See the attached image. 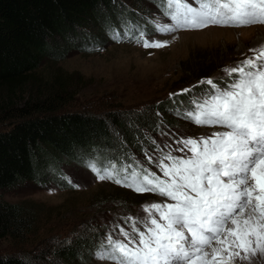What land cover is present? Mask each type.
Returning a JSON list of instances; mask_svg holds the SVG:
<instances>
[{
    "label": "snow or ice",
    "instance_id": "obj_1",
    "mask_svg": "<svg viewBox=\"0 0 264 264\" xmlns=\"http://www.w3.org/2000/svg\"><path fill=\"white\" fill-rule=\"evenodd\" d=\"M195 2L196 7L188 0H158L157 8L169 22L152 13L149 23L161 34L264 25V0ZM121 28L109 25L113 39H131L144 48L169 43L148 39L146 30L131 22H122ZM251 51L253 56L223 69V86L212 78L199 81L209 87L194 93L188 106L172 97L194 92L196 85L169 94L174 115L220 130L177 140L175 150L182 156L173 155L168 145L163 151L152 140L162 176L139 161L102 168L85 159L84 166L99 181L164 198L142 205L143 217L124 218L129 231L113 225L93 252L95 257L113 264H235L247 259L239 250H247L253 240L258 247L264 244V48ZM144 154L152 163L153 156L146 149ZM64 179L72 185L70 178Z\"/></svg>",
    "mask_w": 264,
    "mask_h": 264
},
{
    "label": "rangeland",
    "instance_id": "obj_2",
    "mask_svg": "<svg viewBox=\"0 0 264 264\" xmlns=\"http://www.w3.org/2000/svg\"><path fill=\"white\" fill-rule=\"evenodd\" d=\"M139 1H111L118 2V8H123L126 5L134 6L130 15H121L122 12H120L116 22V30H123L121 28L122 22H131V24L144 28L148 34V39L168 41L166 46L144 48L142 43H136L127 38L117 40L118 43H112L113 34H109L107 31V36L111 39H109L110 42L101 39L103 48L99 46L96 48L92 43L100 40L98 35L101 33L100 29L104 19L99 17V20L98 18L86 20L80 26L75 27L72 32L67 33L65 37L57 38L52 46L59 49L56 52L63 54L62 57L55 58L52 56L53 53H50L51 59L43 62L39 72L46 76L53 70L60 69L68 76L66 89L74 94L72 104L67 107L69 112L95 113L108 120L111 111L122 110L121 113L127 120L138 123V119H135L131 114V109L139 112L143 109L150 111L154 109L157 119L154 126L156 131H153V134H145L143 140L146 141V137L150 140L149 143L155 140L156 144L165 152L169 150L165 147L168 145L173 150V155L182 156L184 153L175 150L179 147L176 143L177 140L208 135L218 131L219 128L199 126L174 115L172 99L177 100L178 97L173 96L170 99L169 94L181 93V90L191 88L190 85L193 82L197 83L194 92L181 94L185 95L183 106H188V101L193 94L200 93L207 86L199 85V81L212 78L214 82H218V76H225L223 72L225 67L236 66L238 62L252 54V49L264 48V39L256 45L253 44L258 32H261L262 28L264 30V25L209 26L202 30H180L170 34H161L157 33L149 23L152 13H157V17L163 22H169L157 8L158 0H142L143 4ZM188 2L194 7L197 6L194 0H188ZM165 99H168L171 104L168 108L164 107ZM177 103L179 102L177 101ZM158 112L160 113L159 116L157 115ZM170 120H174V123H170ZM108 125L111 136H113L117 132V126L112 122ZM157 125H159V129H157ZM144 130L147 131L146 127ZM130 151L131 161H125L121 165L118 164V161L117 163L113 161L109 163V167L115 165L119 168L122 165L134 164L135 161H139L158 176H162L160 170L155 166L156 155L154 153L159 155L155 144H152L147 150L148 154L154 158L152 163L148 162L144 153ZM58 165L59 171L53 172L51 165L48 166L45 162L42 166V175L50 177L54 173L60 181L47 179L43 180L46 182L45 184L40 183V181L37 183L26 181L2 191L1 194V199L6 202H24L26 206L36 207L45 219L48 218L44 227L45 229L53 228L50 231L51 234L64 235L66 238L72 234L84 233L85 237L89 235L90 238L92 232L89 234L84 232L89 228L86 225L91 226L96 221L101 228L104 227L105 223L107 224L104 230L105 236L116 224L129 231L130 228L124 223V218L128 216L142 217L145 214L142 205L162 202L164 199L155 193H137L108 180L99 181L90 168L81 166L79 163L64 160ZM97 166L100 167L99 164ZM65 177L72 180V185L67 183ZM61 181L64 183L63 188H53L59 187L62 184ZM111 190H120L119 195H125L129 192L132 194V199L135 193L144 194L146 198L132 207L121 206L117 201L111 200L110 196H116ZM103 208H106V211ZM89 221L92 222L88 223ZM137 226L141 227L140 225ZM84 227L87 228L84 229ZM141 230H143L142 227ZM116 231L118 233L119 229ZM87 241H90L89 246L82 243L80 248L77 249V247L76 250L90 252L91 244L94 241L89 239ZM62 243L66 244L67 239H64L63 242L55 241L54 245L48 248L45 256L49 260L45 262L36 261L34 258L38 253L43 252L44 243L39 241H30L21 247L10 245L7 240L3 239L0 240V251L7 249L15 254L26 255L24 257L32 264H62L53 252L54 250L57 251ZM262 249H264L262 244L257 248L250 244L247 250H239L241 256H246L247 259H237L235 263L264 264V250ZM93 252L88 264H113L111 261L98 259L93 255Z\"/></svg>",
    "mask_w": 264,
    "mask_h": 264
},
{
    "label": "trees",
    "instance_id": "obj_3",
    "mask_svg": "<svg viewBox=\"0 0 264 264\" xmlns=\"http://www.w3.org/2000/svg\"><path fill=\"white\" fill-rule=\"evenodd\" d=\"M111 1L0 0V240L21 247L30 241L44 243L43 252L34 256L36 261L49 260L45 256L48 248L55 241L67 239L66 244L53 251L54 256L62 264H88L97 243L105 237L107 224L102 228L98 221L86 225L89 228L84 232H92L90 238L84 233L66 238L51 234L53 228L44 227L48 218L36 207L26 206L24 202H6L1 199L2 191L26 181L44 184L43 180L47 179L60 181L54 173L50 177L42 175L45 162L53 172L59 171L58 164L64 160L84 166L88 159L103 168L113 161L119 165L131 161L130 150L144 153L152 146L143 136L156 131L154 109L141 112L131 109L138 123L127 120L122 110L111 111L108 120L95 113L69 112L67 107L72 104L74 94L66 89L68 76L60 69L46 76L39 72L43 62L51 59L50 53L55 58L63 55L56 52L59 49L52 43L86 20L104 18L98 35L100 40L92 43L96 48H103L101 39L110 42L107 31L113 33L109 25L116 27L120 12L130 15L134 7L118 8V2ZM139 2L143 4L142 0ZM116 42V39L112 41ZM177 97L176 101L180 102L185 95ZM170 106L165 99L164 107ZM110 122L117 126L119 135L111 136ZM60 183L64 185L63 181ZM120 190H111L116 196L110 198L121 206L132 207L146 198L135 193L132 199L129 192L119 195ZM87 239L94 241L91 251L76 250L82 243L88 245ZM24 256L1 250L0 264H32Z\"/></svg>",
    "mask_w": 264,
    "mask_h": 264
},
{
    "label": "bare ground",
    "instance_id": "obj_4",
    "mask_svg": "<svg viewBox=\"0 0 264 264\" xmlns=\"http://www.w3.org/2000/svg\"><path fill=\"white\" fill-rule=\"evenodd\" d=\"M262 39H264V30H263V28L261 29V32H258L256 38L253 41V44L256 45L257 43H260V41ZM251 245H252V247H254V248L256 247L257 248V243L255 242V240L252 241ZM262 245L264 247V244H262Z\"/></svg>",
    "mask_w": 264,
    "mask_h": 264
}]
</instances>
